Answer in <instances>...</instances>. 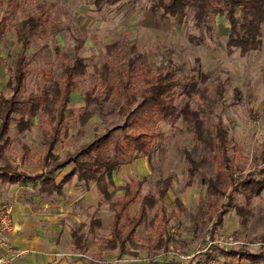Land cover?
<instances>
[{"label": "rangeland", "instance_id": "rangeland-1", "mask_svg": "<svg viewBox=\"0 0 264 264\" xmlns=\"http://www.w3.org/2000/svg\"><path fill=\"white\" fill-rule=\"evenodd\" d=\"M15 1L19 8L11 15L12 23L0 39V96L11 95L7 87L9 70L19 52L15 30L27 15L33 14L35 3L51 4L54 10L46 25L31 39L27 55L35 54L37 59L29 67L24 96L37 93L44 71L51 74L52 80L59 79L60 60L55 48L70 54L74 38L83 36L86 39L82 56L86 59L87 70L85 76L76 82L70 95L69 108L74 112L73 115H67V133L56 149L61 158L66 153L74 152L95 134L121 123L116 114L111 113L113 103H106L101 109L91 108L92 118L84 128V136L76 135V118L84 107V93L96 80L94 70L109 58L106 46L117 42L119 53L111 57L117 65L135 57L137 63L147 64L155 72H174L180 82H185L193 68L208 74V92L204 100L198 96L185 98L182 95L183 87L180 86L176 90V105L182 108L188 103L192 108L203 110L202 119L208 131H213L214 125L221 119L229 132V154L239 164L241 178L247 174L256 178L261 176L258 157L264 124V49L241 56L237 49L226 47L228 28L223 16L216 17L211 35L205 37L193 27L191 12H188L182 24L178 19H160L159 14L149 10V0L136 3L125 1L114 6H103L101 10L96 9L93 0ZM6 6V1L0 6V20L5 15ZM190 34L196 37L203 35V42L199 45L190 43L187 40ZM218 82L225 84L222 101L214 94ZM235 90L239 92L237 99L233 97ZM43 129L40 117L24 133H19L14 123L10 126L5 156L25 174L37 169L44 154L41 145ZM159 130L163 137L154 143L149 158L147 155L137 158L131 165L115 173L113 178L116 185L144 179L141 197L155 194L160 180L172 178L164 206L168 211H177L175 200L179 199L186 210L179 212L169 222L171 240L168 250H154L152 244L148 243L151 230L147 221L137 229L135 239L139 248L128 245L130 253L124 255H119L117 250L104 248L112 212L93 183L73 181L70 186L64 187L62 197L45 198L47 214L55 212L60 216L65 230L78 228L82 223L87 225L93 218H98L101 225L88 235L85 251L77 250L71 240L64 245L61 253L54 255L61 257L59 260L62 264H76L79 261L87 264H194L197 261H206L207 264H261L240 256L243 252L264 253V192L258 198L251 199L249 204H246L242 195H235L231 200L234 206L224 215L222 223L214 227L204 213L209 200L205 198L206 188L202 183V178L214 176V165L208 160L193 184L187 187V163L182 151L192 153L195 159L207 155L201 146L196 145L194 134L187 132L182 122L173 126L160 124ZM23 147L29 152L25 160ZM26 187L33 188L31 185ZM120 196L121 193L116 195ZM225 200L219 198L220 203ZM139 202L140 198L130 207V215L135 213ZM36 203L34 207L41 212L39 207L44 202L38 200ZM3 204H11L13 213L11 200H3L0 206ZM153 213H149V218ZM82 231L85 232L86 227ZM229 250L239 255L227 252Z\"/></svg>", "mask_w": 264, "mask_h": 264}, {"label": "trees", "instance_id": "trees-1", "mask_svg": "<svg viewBox=\"0 0 264 264\" xmlns=\"http://www.w3.org/2000/svg\"><path fill=\"white\" fill-rule=\"evenodd\" d=\"M5 1L7 6L5 15L0 20V39L12 23L11 15L19 8L15 0H0V6ZM125 1L136 3L139 0H93V4L97 10H101L103 6H114ZM53 10L51 4L35 3L33 14L27 15L21 26L15 30L19 52L9 70L7 87L11 95L0 96L1 181L31 184L40 195L47 197H62L64 187L70 186L73 181L93 183L97 193L107 202L112 212L109 234L103 242L104 248L117 250L119 255L130 253L128 245L134 249L139 248L135 239L137 229L146 221L151 230L148 243L152 244L154 250L167 251L171 240L169 222L179 212L186 210L179 199L175 200L177 211H168L164 206V199L172 186L171 177L158 182L155 194L142 197L144 179L116 185L113 178L115 173L124 166L131 165L137 158L145 155L149 158L150 149L163 137L159 130L160 124L168 123L173 126L182 122L186 131L194 134L196 145L201 146L207 155L195 159L192 153L182 151L187 163V187L193 184L208 160L214 165V176L202 178L206 188L205 198L209 200L204 213L214 227L222 223L224 215L234 206L231 200L235 195H242L246 204H249L251 199L258 198L264 192V124L258 157L261 176L256 178L247 174L241 178L239 164L229 154V132L222 120L218 119L213 131H208L202 119L203 110L192 108L188 103L178 108L175 103L176 90L180 86L183 87L182 95L185 98L198 96L204 100L208 92V74L193 68L185 82H180L174 72H155L149 65L137 63L135 57L117 65L111 59L114 54L119 53L117 42L106 46L109 58L94 70L96 80L84 93V107L76 118V135L84 136V128L92 118L91 108L101 109L106 103H113L111 113L116 114L121 123L95 134L74 152L66 153L61 158L56 149L67 133V115H73L74 112L69 108L70 95L76 82L85 76L87 70L86 59L82 56L85 37L74 38L70 54L55 48V54L60 60L59 79L52 80L51 74L44 71L37 93L24 96L29 67L37 59L35 54L27 55L31 39L46 25ZM149 10L159 14L160 19H178L180 24L184 23L188 12H191L193 27L205 37L211 35L216 17L223 16L228 28L226 47L237 49L241 56L264 49V0H149ZM203 38V35L187 36L190 43L195 42L197 45L203 42ZM224 85L218 82L214 90L220 101L224 99ZM233 97H239L237 90ZM38 117L44 126L41 137L44 154L37 169L31 174H25L5 156L9 144L8 133L12 123L19 133L30 130L33 121ZM23 148L25 160L29 152L26 147ZM63 172L65 173L58 179ZM118 193H121L120 197H116ZM138 198L139 206L130 215L129 209ZM219 198L226 200L220 203ZM151 211L154 213L149 218ZM100 225V220L93 218L87 225L82 223L73 229L71 236L74 247L85 251L88 235L93 234ZM84 227L85 232L82 231ZM227 252L239 255L232 250ZM240 257L264 264V253L243 252ZM194 264L207 263L197 261Z\"/></svg>", "mask_w": 264, "mask_h": 264}, {"label": "crops", "instance_id": "crops-1", "mask_svg": "<svg viewBox=\"0 0 264 264\" xmlns=\"http://www.w3.org/2000/svg\"><path fill=\"white\" fill-rule=\"evenodd\" d=\"M26 185L31 184H10L0 180V203L3 200L13 202V224L9 237L19 255L10 264H62L61 257L54 254L61 253L64 245L72 240L71 231L74 228L65 230L60 216L55 212L52 215L46 212L48 205L45 198L59 196L40 195L36 187L31 185L32 191ZM38 200L44 202L39 207L41 212L34 207ZM76 264L87 263L79 261Z\"/></svg>", "mask_w": 264, "mask_h": 264}, {"label": "built area", "instance_id": "built-area-1", "mask_svg": "<svg viewBox=\"0 0 264 264\" xmlns=\"http://www.w3.org/2000/svg\"><path fill=\"white\" fill-rule=\"evenodd\" d=\"M12 229V206H0V264H10L18 255L11 244L9 232Z\"/></svg>", "mask_w": 264, "mask_h": 264}]
</instances>
